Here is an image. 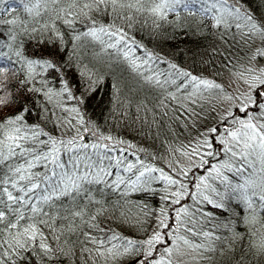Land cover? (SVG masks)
<instances>
[{
    "label": "trees",
    "instance_id": "trees-1",
    "mask_svg": "<svg viewBox=\"0 0 264 264\" xmlns=\"http://www.w3.org/2000/svg\"><path fill=\"white\" fill-rule=\"evenodd\" d=\"M70 2L62 0L59 6L67 9ZM79 2L82 4L88 0ZM208 2L212 3L213 0ZM244 2L240 0V3ZM129 3H134V0H118L116 5H93L91 10L85 9L86 15H75L78 8L73 9V16H66L61 11L60 19H57L52 5L46 13L42 12L35 18L21 13L22 18H26V26L36 29L19 37L25 56L38 59L41 54L47 56L56 49L60 50L57 58L62 56L59 76L51 73V70L41 71L37 68L35 79L28 81V87L40 91L29 92L25 89L21 94L20 99L31 109L24 113L25 126L42 133L38 140H47L49 136L67 140L78 130L84 137L83 143H107L114 149L110 155L123 161L120 168H116L113 160V175L108 180H116V173L119 172L126 183L119 188L93 186L103 189L102 194L96 197L103 203V214L97 218V227L91 230L97 244L89 242L86 245L93 250L91 253L81 254L80 246L75 243L77 239L81 242L84 239L79 232L61 235V225H54L52 232L44 230L43 242L55 247L56 257L45 259L38 247L40 237L36 242L29 241L24 248L16 247L10 258L2 257V252L8 250L5 242L13 241L7 230L0 227V258H4L6 264H136L146 249L141 248L138 254L117 259L97 256L94 249L121 245L126 240L142 242L159 230L168 235H163L162 241L155 245L157 251L153 252L150 260L158 259L165 247L172 246L174 237L183 236L193 244H211L216 249L215 252L204 253L207 258L198 255L203 264H236L241 254L245 256V264H264V256L255 248L249 250L250 244L259 243L260 240L259 235H251L253 230L260 233L264 229L259 224L250 226L244 222L248 215L245 204L233 196L224 199L223 208H217L214 203L203 202L204 195L218 202L215 193L206 190L203 185L200 190L196 188L201 183L200 178L205 177V184L224 191V184L221 177H217L214 167L226 162L236 164V161L230 160V153L224 151L221 140L227 138L225 129L234 128L229 113L237 119L245 117L237 111L235 102L226 97L241 93L235 82L239 73L249 66L251 52L260 46L259 38L246 44L241 40L240 32L234 28L226 32L217 29L213 26L215 22L211 13L189 15L181 7L160 19L146 11H137L135 7L129 8ZM228 3L232 4L233 0H228ZM248 6L254 8L252 0H248ZM199 7V4L195 6L196 9ZM91 27L122 30L125 42L134 50L133 55L139 58L138 63L147 59L146 53L155 57L149 61L147 68L141 63L140 72L148 75L162 73L161 82L167 78L169 81L175 80V83L169 82L160 87L154 82L145 81L142 74L138 75L132 70L123 56L120 50L124 47L123 42L116 48L108 47L116 43L119 37H111L107 32L100 33V39L84 36L83 33ZM0 31L6 35L7 27L0 25ZM57 31L62 39L56 38ZM77 35L80 36L79 40L74 39ZM257 60L258 64L253 62L254 66L264 67V60ZM173 64L180 71L215 81L222 85L224 92L197 93L193 96L197 103L192 104L188 97L193 89L186 78L177 76L175 70L170 68ZM16 67L23 69L24 75L9 78V90L12 92L20 91L23 86L18 80L27 75V69L22 64ZM181 81H185L184 87H179ZM65 82L71 95L61 91ZM49 89L50 99L45 95ZM74 108L78 109L79 116L72 111ZM13 111L17 109H5L0 112V117ZM81 118L83 123L78 122ZM69 123L74 127H70ZM85 127L89 129L88 132H84ZM212 128H217V132L209 134ZM93 133L96 135L93 136ZM100 136L113 139L101 141ZM205 140L210 141L211 148L204 144ZM34 143L29 140L24 146L30 148ZM37 147L43 146L37 144ZM193 149L196 150L195 154ZM3 151L6 154L7 148L3 147ZM88 151L92 153L96 150L90 148ZM209 152L212 155H208ZM22 162V159L12 157L5 164H0V175L7 173V163ZM141 162L153 169H162L166 175L182 182L185 194L180 197L179 203H174L176 197L173 195L178 191L179 184L172 185L163 178L157 179L161 177L160 171L146 173L136 185L137 190H132L127 182L136 179L137 169L143 171ZM128 163L136 165V168L130 172L124 171ZM220 171L233 185L243 182L234 171L229 172L226 168ZM198 191L201 194L195 195ZM181 208L186 211L181 212L178 218L177 212ZM161 220L169 227L160 229ZM83 230L88 231L87 228ZM203 232H211L221 239L206 238ZM56 235H61L60 240L55 239ZM113 235L118 238L112 239ZM100 241H103L102 246ZM21 243H24L23 239ZM137 247L141 246L138 244ZM61 249L65 252L72 249L76 255L61 256ZM197 251L201 253L202 250Z\"/></svg>",
    "mask_w": 264,
    "mask_h": 264
},
{
    "label": "snow or ice",
    "instance_id": "snow-or-ice-1",
    "mask_svg": "<svg viewBox=\"0 0 264 264\" xmlns=\"http://www.w3.org/2000/svg\"><path fill=\"white\" fill-rule=\"evenodd\" d=\"M62 0H0V25L7 27V34L4 35L0 31V112L5 109L15 108L10 114L0 117V146L7 148V153L0 147V164H5L12 157L23 160L22 163H7V173L0 175V227L7 230L13 243L7 244V251L2 252V257L10 258L11 253L16 247L24 248L29 242H36L40 237L38 247L42 250L45 259L56 257L57 252L53 245L44 243V230L53 231L54 225H61V235L67 233H77L83 237L81 242L79 239L75 242L80 246L81 254L87 255L93 250L86 247L91 242L97 244L96 238L91 235V230L96 228L97 218L103 214V203L96 197L102 194L103 189L93 187L104 185L105 187L119 188L125 184V180L120 177L119 172L116 173V180L109 181L108 177L113 175L111 171L113 160L115 167L120 168L123 163L119 157H112L110 152L114 149L110 148L107 143H83L84 137L77 130L76 135L70 139L63 140L49 136L47 140H38L42 134L36 128H28L24 123V113L30 112L31 109L20 99L25 89L29 92L40 91L37 88H29L28 81L34 80L36 69L41 71L51 70V73L57 74L62 71V56L58 57L59 49L49 52L47 56L41 54L38 59H30L25 56L21 50L22 41L20 35L27 33L29 30L36 31L35 28L29 29L26 26V18H22L21 13L27 17L35 18L40 16L42 12H47L49 6L57 13V19H60L59 12H65L66 16H73L74 8L79 11L75 15L81 13L87 14L85 9L91 10L92 6L99 7L100 4L116 5L118 0H88V2L80 3L79 0H71L67 4V9L60 8ZM254 8L248 6V0L242 4L240 0H233L232 4L228 0H134L129 3V8L135 7L137 11H146L152 16L164 19L168 12H176L178 8H183L189 15H195L197 12L205 14L211 13L214 20V27L226 32L228 29L234 28L240 32V38L246 44L254 41L256 38L260 40V46L255 48L248 57L249 66L239 73L240 80L247 86L245 92L238 96L228 95L229 101H234L237 111L244 114V119H237L232 113H229L233 119V130L225 129L226 137L221 140L225 146L224 151L230 153V160L233 163H224L214 167L217 177H221V183L224 184V191L212 188L211 185L205 184V177H201V183L196 185L198 190L203 185L206 190L215 193L219 201L210 199L209 196H203V202L215 204L217 208L224 207V199L227 197H235L243 202L248 210V215L244 218V222L250 226L259 224L264 229V67L254 66L253 62L258 64L257 58L264 60V0H252ZM199 4V9L195 6ZM148 5V7H145ZM71 23V21H66ZM111 37H119L116 43L109 44L108 47L116 48L117 45L124 43V47L120 49L123 56L128 60L132 70L138 75H143V79L150 83H156L157 86L163 87V84L169 82L175 83V80L169 81L167 78L163 82L160 80L162 73H153L148 75L146 72L141 73V63L145 68L150 60L154 59L153 54L146 53L147 59L138 63L137 57L133 55L132 47L125 42V34L122 30L109 31L103 27L97 29L95 27L83 33L84 36H91L100 39V33H105ZM56 38L62 39L60 33L56 32ZM74 39L79 40L77 35ZM223 39V35L221 36ZM126 49V50H125ZM22 64L27 69V75L18 83L23 87L19 92L9 90L8 81L12 76L24 75L23 69L18 70L16 65ZM175 70L177 76L186 78L187 83L192 87L193 92L188 99L192 104L197 103V99H193L197 93L203 92H224L222 85L215 83L213 80L205 79L192 75L186 71H180L176 65H170ZM185 81H181L179 87H184ZM62 92H69L67 83L61 89ZM51 89L45 92L50 97ZM69 95L71 93L69 92ZM79 116L78 109H72ZM83 123L82 118L78 121ZM227 122V120L225 121ZM238 125V127H236ZM70 127H74L69 123ZM84 132L89 129L85 127ZM217 128L209 130V134L216 133ZM47 135V134H44ZM96 133H93L95 136ZM101 141L112 140V137L100 136ZM35 141L30 148H26V141ZM37 144L42 145L38 148ZM204 144L211 148L209 140H205ZM94 149L89 153V149ZM103 150V151H101ZM123 151V150H121ZM196 150L193 149V154ZM212 155L211 152L207 153ZM67 156L65 159L64 156ZM30 157V159H26ZM238 164V166H236ZM257 165H259L257 167ZM41 168L42 171L35 169ZM136 165L128 163L124 167V171H132ZM143 171H138L136 179L129 180L127 184L132 190H137L136 185L145 177L146 173L151 174L154 171H160L161 177L169 184H179V189L173 195L176 197L174 203H179L180 197L185 194V188L182 182L163 173L162 169H153L150 166L140 163ZM221 168H226L229 172L234 171L241 177L242 183L231 184L226 176H222ZM135 174V173H134ZM211 176V173H209ZM198 191L195 195H200ZM167 199V197H165ZM186 211L181 208L177 212L179 218L180 213ZM31 220V223L28 221ZM26 225V226H25ZM163 220L159 222V228H168ZM87 228L88 231L83 229ZM191 232V229H188ZM15 233V235H13ZM61 235H56L55 239L60 240ZM163 235L157 230L145 241L137 242L126 240L121 245H112L106 249L95 247L94 251L97 256H109L117 259L124 255H133L141 252V248L146 249L143 255L136 261V264H183L181 257L189 253L182 246H187L192 251L202 250L201 258L206 252H215L211 244H193L183 236L174 237L172 246L163 249L158 259H149L153 256V252L157 251L155 245L162 241ZM206 238L221 239L214 237L211 232H203ZM251 235L260 236L259 243L249 245L251 251L255 248L261 256H264V232L258 233L253 230ZM19 237V238H18ZM113 235L112 239H117ZM21 239L24 243H21ZM123 239V238H120ZM71 243V241H70ZM99 244L102 246L103 241ZM141 247H137V245ZM242 253L243 250L241 249ZM61 256H73L76 252L69 249L60 250ZM195 259V257H193ZM0 264H6L4 258H0ZM236 264H245V256L239 255Z\"/></svg>",
    "mask_w": 264,
    "mask_h": 264
},
{
    "label": "rangeland",
    "instance_id": "rangeland-1",
    "mask_svg": "<svg viewBox=\"0 0 264 264\" xmlns=\"http://www.w3.org/2000/svg\"><path fill=\"white\" fill-rule=\"evenodd\" d=\"M235 85L237 88H239L240 92L243 93L246 91L247 86L238 78L235 82ZM186 252H188V255H185L181 257L180 259L183 261V264H203L201 261V255L198 251H192L191 249H188L187 246H182ZM200 257H199V256ZM195 257V259H193Z\"/></svg>",
    "mask_w": 264,
    "mask_h": 264
}]
</instances>
